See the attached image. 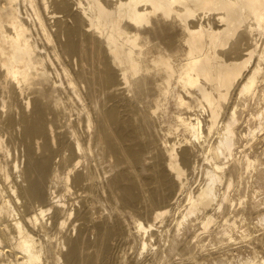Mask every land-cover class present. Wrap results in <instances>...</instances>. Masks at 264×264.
Here are the masks:
<instances>
[{"label":"bare ground","instance_id":"obj_1","mask_svg":"<svg viewBox=\"0 0 264 264\" xmlns=\"http://www.w3.org/2000/svg\"><path fill=\"white\" fill-rule=\"evenodd\" d=\"M262 193L264 0H0V264H264Z\"/></svg>","mask_w":264,"mask_h":264},{"label":"rangeland","instance_id":"obj_2","mask_svg":"<svg viewBox=\"0 0 264 264\" xmlns=\"http://www.w3.org/2000/svg\"><path fill=\"white\" fill-rule=\"evenodd\" d=\"M263 196H264V193H262V197H263ZM262 231H263V230H262ZM127 249H128V248H126V250H127ZM126 250L124 249L121 253L125 252ZM129 251L131 252L130 248L126 251V252H127V253H126V256H129V254H130ZM128 252H129V253H128ZM146 254H148V257L150 256L148 252H145V255H146ZM132 255H133V256L135 255V254H133V251H132L131 255H130L129 257H127V260H128V258H129V260H130V257H132ZM145 255H143V256H145ZM143 256H141V257H143ZM146 256H147V255H146ZM146 256H145V257H146ZM129 260H128V261H129Z\"/></svg>","mask_w":264,"mask_h":264}]
</instances>
